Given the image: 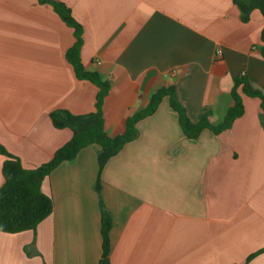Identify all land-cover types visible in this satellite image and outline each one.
<instances>
[{
  "label": "crops",
  "instance_id": "0c3cea01",
  "mask_svg": "<svg viewBox=\"0 0 264 264\" xmlns=\"http://www.w3.org/2000/svg\"><path fill=\"white\" fill-rule=\"evenodd\" d=\"M51 1L82 28V65L110 84L102 114L111 137L163 88H174L192 124L213 126L233 105L236 79L264 93L258 10L243 23L234 0ZM74 41L51 6L0 0V146L25 169L72 137L50 113L95 111L98 89L66 60ZM243 105L229 130L187 140L164 98L100 173L94 146L61 163L41 184L52 213L34 231L0 232V264H99L100 203L112 221L110 264H264V114L257 99Z\"/></svg>",
  "mask_w": 264,
  "mask_h": 264
},
{
  "label": "trees",
  "instance_id": "16d2710c",
  "mask_svg": "<svg viewBox=\"0 0 264 264\" xmlns=\"http://www.w3.org/2000/svg\"><path fill=\"white\" fill-rule=\"evenodd\" d=\"M41 4L51 6L60 19L71 29L75 41L66 52V60L72 66L75 77L81 81L93 84L97 89L95 111L87 115H72L65 110H57L50 113V120L56 129H69L72 132L71 139L60 147L52 159L35 168L25 169L21 161L9 154L0 146V154L5 158L2 165L3 184L0 187V232L18 234L26 231H34L53 210V201L41 191V184L45 178L61 163L73 161L78 153L90 146L97 149V163L99 173L112 157L116 156L122 148L138 136L137 123L151 116L164 98H168L169 107L177 115L181 131L187 140H196L203 130H209L214 134H220L229 130L235 120L244 114L243 98L257 99L260 103L261 113L264 114V93L254 88L247 79L241 77L235 80L231 96L232 107L227 111L223 122L217 126L202 120L192 124L186 116L185 109L177 102L173 87L163 88L151 95L147 106L140 112L130 116L126 120L124 133L115 137L109 136L104 129L102 107L105 98L110 92V84L103 80L97 72L85 69L80 60V51L83 43L82 28L72 18L69 9L63 4L51 0H38ZM241 12V20L246 23L249 14L258 10L264 17V0H234ZM261 41L264 42V29L261 32ZM264 54V49H262ZM264 125V123H262ZM95 189L100 190L99 179ZM101 207V238L102 254L99 264L109 262V231L112 221L110 213ZM254 255H251L249 262Z\"/></svg>",
  "mask_w": 264,
  "mask_h": 264
},
{
  "label": "built area",
  "instance_id": "2783aa9c",
  "mask_svg": "<svg viewBox=\"0 0 264 264\" xmlns=\"http://www.w3.org/2000/svg\"><path fill=\"white\" fill-rule=\"evenodd\" d=\"M97 64H98V65H100V63H99V62H98Z\"/></svg>",
  "mask_w": 264,
  "mask_h": 264
}]
</instances>
